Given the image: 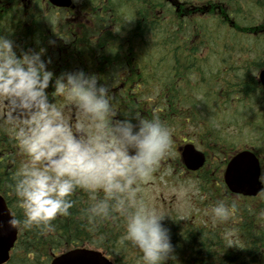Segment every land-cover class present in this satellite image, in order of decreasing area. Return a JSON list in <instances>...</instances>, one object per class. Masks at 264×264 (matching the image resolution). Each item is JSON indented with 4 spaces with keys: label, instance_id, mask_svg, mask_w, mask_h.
Wrapping results in <instances>:
<instances>
[{
    "label": "trees",
    "instance_id": "1",
    "mask_svg": "<svg viewBox=\"0 0 264 264\" xmlns=\"http://www.w3.org/2000/svg\"><path fill=\"white\" fill-rule=\"evenodd\" d=\"M182 3L177 9L171 0H81L72 15L88 14L96 24L85 26L65 18L51 22L44 3L33 0L22 7L23 17H31L22 29L34 32L40 46L68 31L67 51L45 48L55 75L60 68L95 73L117 113L158 117L171 135L194 137L224 159L238 147L226 125L233 122L237 134V122H245L237 108L257 103L264 120V88L257 77L264 66V0H208V12ZM202 191L214 200L211 205L232 204L215 182ZM69 199L70 214L58 215L51 231L25 228L18 206L22 235L6 264H50L56 253L77 246L100 249L115 264H142L139 249L121 242L123 218L90 224L81 211L90 194L77 189ZM246 202L236 206L237 221L227 227L168 220L177 260L166 264H264V204Z\"/></svg>",
    "mask_w": 264,
    "mask_h": 264
},
{
    "label": "clouds",
    "instance_id": "2",
    "mask_svg": "<svg viewBox=\"0 0 264 264\" xmlns=\"http://www.w3.org/2000/svg\"><path fill=\"white\" fill-rule=\"evenodd\" d=\"M182 2L197 7L208 0ZM45 51L20 49L18 55L14 41L0 35V103L8 106L3 118L14 129L16 144L26 157L12 185L24 227L53 230L52 221L70 214L69 197L81 189L90 194L91 202L81 210L88 223L122 217L121 242L130 241L139 249L142 264L176 261L171 230L164 223L170 216L139 195L140 185L152 179L171 147L167 126L158 117L146 118L139 112L117 113L108 87L95 73L79 69L55 75ZM50 84L53 95L65 96L74 106L78 114L74 123L50 101ZM189 191L195 196L199 189L194 185L173 189L181 207L187 205ZM100 192L102 197L97 195ZM235 211L234 202L223 200L209 209L214 225L227 221ZM260 215L264 218V211ZM7 223L17 228L21 221L12 216ZM233 245L229 240L228 247Z\"/></svg>",
    "mask_w": 264,
    "mask_h": 264
},
{
    "label": "flooded vegetation",
    "instance_id": "3",
    "mask_svg": "<svg viewBox=\"0 0 264 264\" xmlns=\"http://www.w3.org/2000/svg\"><path fill=\"white\" fill-rule=\"evenodd\" d=\"M24 6L27 7L28 4L23 0H0V35H5L14 41V48L17 51L18 55L20 49L27 50L29 48H32L34 50H38L40 47H43L49 50L58 49L60 51L62 50L67 51L70 48L68 31L64 33L63 37L62 36L56 37L54 40L55 41L54 45L44 44L43 46H40L41 45L40 43L34 42L32 38L35 37L36 34L32 31H24L22 29L24 26L23 22L24 20H26L24 18L31 19L30 16L23 17L22 7ZM66 17L70 18L71 16L67 13ZM80 19H81V25H85V26L96 25L95 22L92 21L91 17L87 14L81 15ZM32 23H33V19L32 21L29 22L28 25H32ZM40 42L42 41L40 40ZM57 73L59 74L61 73L60 69L57 71ZM53 90L54 89L52 85H50L49 88L47 89V91L49 92L50 101L53 104H55L57 107L61 108L65 114V117L70 122L74 123V120L72 121L70 118L69 101L66 99L65 96L53 95ZM7 110H8V106L3 103H0V195L7 200L10 209L13 211L14 215H16L17 211L20 210V208L18 207L19 206V202H17L18 199L14 195L12 189V185L14 184L13 178L16 175L18 169L21 167L24 160L26 159V157L21 153V151L19 150L16 144V141L14 139V129L3 118V113ZM74 115L76 116V114ZM184 141L185 140L180 141L176 145L178 150L177 153L178 158H176V160H178L179 168L176 169V166H174V169L175 170L181 169V174H185L191 177L192 179L196 180V178H198L199 175L204 172L205 168H202L199 171H195V172L189 171L188 169L185 168L179 151V149L182 146L180 144L181 142ZM169 168H172L171 159H169L165 155V157L160 161L158 167L155 169L152 175L157 176L159 173L166 172ZM218 184L221 185L220 182H218ZM98 195H103V193L100 192L98 193ZM163 209H166L167 211L165 213L170 216V217L166 216L164 222L172 218L173 216L178 215L177 213L174 212L175 207L172 206V204L167 205L165 208L163 206ZM123 224L124 221L122 219V226L120 228L122 229V231H124Z\"/></svg>",
    "mask_w": 264,
    "mask_h": 264
},
{
    "label": "rangeland",
    "instance_id": "4",
    "mask_svg": "<svg viewBox=\"0 0 264 264\" xmlns=\"http://www.w3.org/2000/svg\"><path fill=\"white\" fill-rule=\"evenodd\" d=\"M202 7L205 8L206 12L209 11V9L207 10L208 4L204 3ZM250 100L256 101L253 98H250ZM69 104H70V118L72 121L74 120L75 122L78 119V114L70 101ZM229 110L233 111L232 109ZM241 110H245L246 114H248L247 118L244 119L245 120L244 126L246 127L245 133L240 134L241 136L238 137L239 134L236 135L234 124H229V131L236 136L237 140L240 139V142L242 144L253 145L254 147H260L262 151L261 154L264 157V138H263L264 120L261 118L259 106L257 103H255L250 105L248 109H244L241 107L236 109L237 112ZM74 114H76V116ZM171 137H172L171 147L169 148L166 156L169 159H171L173 169L169 168L166 172L159 173L157 176L152 175V179L148 183L140 185L139 195L142 199L145 200V202L156 206L157 208H159L164 212H166L167 210L163 209V206L165 208L167 205L172 204V206L175 207L174 212L179 215H184L187 218L190 217L192 214L193 215L198 214L200 220L204 219L205 220L204 222L208 224H213L212 217L209 213V209L211 206L207 207L208 205H205V203H207L211 197L209 198L207 194H203V192L201 191L203 182H199V180H195L185 174H181V170L179 169L178 170L174 169V166L178 167V165L172 158H175L176 156L175 153L176 145L179 143L180 139L174 136ZM190 185H194L196 188H198L199 192L197 195L193 196L191 195V191H189V195L186 198L188 200V203L186 206L181 207L180 203L176 199V195L173 192V189H179L181 186L189 187ZM235 201H236L235 202L236 206L239 208L238 200ZM209 202L211 203L212 200H210ZM257 203L264 204V192L260 194L259 198H257V201L252 203V205L255 206ZM244 205H247V202H245ZM235 216L236 213L230 216V218L227 221L219 224H222L223 226L227 227L232 222L237 221ZM232 239H234V237H232Z\"/></svg>",
    "mask_w": 264,
    "mask_h": 264
},
{
    "label": "water",
    "instance_id": "5",
    "mask_svg": "<svg viewBox=\"0 0 264 264\" xmlns=\"http://www.w3.org/2000/svg\"><path fill=\"white\" fill-rule=\"evenodd\" d=\"M57 5L70 6L71 0H51ZM264 84V70L260 73ZM184 160L189 169L195 170L205 162V155L196 151L194 146L188 145L183 152ZM261 165L258 157L249 150L236 154L229 162L225 179L231 191L246 196H256L263 188L260 180ZM13 215L9 211L4 199L0 197V264L10 258V250L17 239L18 228H11L8 220ZM51 264H114L100 250L88 248L71 249L57 257Z\"/></svg>",
    "mask_w": 264,
    "mask_h": 264
},
{
    "label": "bare ground",
    "instance_id": "6",
    "mask_svg": "<svg viewBox=\"0 0 264 264\" xmlns=\"http://www.w3.org/2000/svg\"><path fill=\"white\" fill-rule=\"evenodd\" d=\"M213 7V6H212Z\"/></svg>",
    "mask_w": 264,
    "mask_h": 264
}]
</instances>
